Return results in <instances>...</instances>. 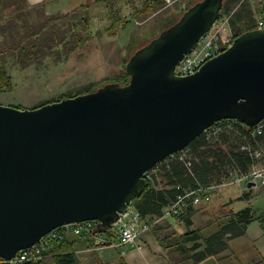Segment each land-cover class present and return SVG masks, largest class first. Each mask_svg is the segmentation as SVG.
Returning a JSON list of instances; mask_svg holds the SVG:
<instances>
[{
	"label": "water",
	"instance_id": "water-1",
	"mask_svg": "<svg viewBox=\"0 0 264 264\" xmlns=\"http://www.w3.org/2000/svg\"><path fill=\"white\" fill-rule=\"evenodd\" d=\"M222 5L193 3L135 49L125 85L107 82L34 108L0 104L2 258L67 223L93 220L114 235L148 186L145 172L218 121L264 120L262 23L193 74H176Z\"/></svg>",
	"mask_w": 264,
	"mask_h": 264
},
{
	"label": "trees",
	"instance_id": "trees-1",
	"mask_svg": "<svg viewBox=\"0 0 264 264\" xmlns=\"http://www.w3.org/2000/svg\"><path fill=\"white\" fill-rule=\"evenodd\" d=\"M117 0H90L89 3L81 4L71 11L47 16L42 14L40 23L30 26L29 31L21 33L15 31L11 26L14 25L16 19L20 15H30L31 11L24 12L26 5H21V0H0V19H5L0 27V35L4 34L0 39V91H11L13 89L12 77L6 69V59L10 56H16L18 65L21 68L29 66L33 62V56L45 54L44 49L47 41L60 43L63 41L56 35L47 36L48 30H55L59 28L62 21L72 14H78L80 10L88 9L89 5H103L106 9L109 24L102 30L98 31V35L115 36L116 29L120 25L124 26L129 22V19L123 16L120 9L115 6ZM127 4L129 2H139L140 7L136 8L134 15H147L150 12L158 9L164 0H124ZM199 0H192L187 3L182 11L187 9L190 5ZM238 0H223L220 15L231 13L230 27L234 37L240 33L254 29L258 26L260 21L264 25V0H260V5L255 11L251 8H246L244 4H238V7H231L233 3ZM129 5V4H128ZM133 11V12H134ZM256 12V14L254 13ZM181 13V12H180ZM15 16H18L16 18ZM60 16V17H57ZM256 16L258 17L256 21ZM169 19L168 23L160 30L168 27L174 23L178 18ZM70 19V18H68ZM84 26L87 28V20L80 18ZM70 24L72 23L70 19ZM237 26L234 31L233 26ZM72 26V27H73ZM246 29V30H245ZM62 31L63 29L60 28ZM52 31V32H53ZM54 33V32H53ZM63 33V31H62ZM155 33L150 38L157 35ZM150 38L148 40H150ZM87 37L77 36L74 38V43L80 45L86 41ZM48 49V48H47ZM70 51L71 47H67ZM134 49L130 52L133 53ZM130 54V55H131ZM126 59L123 60L122 69L118 73H113L104 82H118L120 85H125L129 80V76L125 71ZM92 86L83 88L80 92L74 94L84 93L90 90ZM73 96V95H68ZM62 96L58 97H68ZM56 99L48 100L40 103L35 107L42 104L54 101ZM20 107V106H16ZM229 120H221L215 124L221 125V130L211 137L206 136L205 132L200 134L192 140L184 150L186 151L185 157L179 158L178 153L165 158V160L157 163L155 173L152 174L151 179L147 180L148 186L132 201V206L137 210L142 218L150 221H155L150 226V231L154 235L167 256L168 264H200L205 259L219 254L227 248L228 241L245 234L246 226L256 220L264 231V211L260 214L254 212L250 205L239 210L232 208L226 209L225 205L217 208V214L212 224L216 226L215 230L204 235L202 228L196 227L187 229L186 231L179 232L178 225L189 227L193 224V216L198 212L203 211L197 205L189 204L183 208L176 216L163 218L165 208L172 203L183 190L193 189L198 187H207L213 184L221 183L228 178L231 174H238L249 171L253 166L264 165V127L259 135L252 133L254 127H248L240 122ZM264 123V120L262 121ZM249 144L251 150H261L260 156H253L250 151L242 149L243 145ZM263 161V162H262ZM161 184V185H160ZM219 189L211 194V198L204 206L209 205L215 197L218 198ZM252 188L244 189L242 196L244 199L249 200ZM204 193L201 197H204ZM218 196V197H217ZM214 204H217L214 203ZM162 217V218H161ZM168 218H172L170 222ZM171 219V220H172ZM103 230L102 227H99ZM109 231H106L108 234ZM110 235V234H108ZM111 236V235H110ZM80 237V238H79ZM84 239H88L87 241ZM91 246L93 238L90 234H81L78 236H67L59 243L53 244L48 248L46 256L35 262H24L21 264H81L78 256L75 254V247L80 242H85ZM2 264V263H0ZM248 264H264V260L260 259Z\"/></svg>",
	"mask_w": 264,
	"mask_h": 264
},
{
	"label": "rangeland",
	"instance_id": "rangeland-1",
	"mask_svg": "<svg viewBox=\"0 0 264 264\" xmlns=\"http://www.w3.org/2000/svg\"><path fill=\"white\" fill-rule=\"evenodd\" d=\"M191 1L178 0L167 8H162L165 3L163 2L158 9L149 14L135 16L134 10L140 7L139 2H129L128 5L124 0H117L115 6L120 9L123 16L129 19V22L124 26L120 25L113 37L106 34L98 35V31L109 24L106 9L103 5H89L88 9L70 15L62 21L59 28L46 32L47 36L59 33V37L63 41L56 43L48 40L44 49L45 54L33 56V62L29 66L21 68L17 63L16 56L7 57L6 69L12 77L13 89L11 91H0V104L34 108L36 105L48 100H58V97L68 95L74 96L83 88L92 86L90 88L92 90L103 85L111 74L118 73L122 69L123 60H127L133 49L135 50L146 44L152 35L159 32L161 27L168 23L169 19L175 18L177 15V18H179L184 12L182 8ZM89 2L90 0H80L79 3L86 4ZM240 3L255 11L260 5V0H238L231 7L234 9ZM29 14L27 16L20 15L19 19L15 20V31L21 33L29 31L31 28L27 25L34 26L43 19L39 11L32 10ZM15 17L18 18V16ZM68 18L71 19L72 23L74 22V26L70 24ZM80 18L88 19L87 28ZM4 22H6V18ZM259 23L261 22L259 21ZM60 28L63 29V33ZM233 29L236 31L237 26L234 25ZM4 34L0 35V39ZM77 36L87 37V40L78 45L79 43H74V38ZM69 46L71 47L70 51L67 50ZM228 188L233 190L235 194L244 191L241 186L227 187L220 189V191ZM257 189H260V191L254 197L255 201L253 203L255 205H258L260 199L264 198V189L261 186H258ZM216 199V197L212 199L213 201L207 206H204V203L197 205L201 209L205 208L202 211L204 213L201 212L196 218L193 216L194 222L191 226L184 227L181 224L177 226V230L183 232L187 229L203 227L204 235L212 233L216 226L206 225L214 222L218 212L217 208L222 205L219 203V205L215 204L214 206L213 202H218V200L215 201ZM220 202L223 203L222 200ZM244 206V203L238 202L234 204L233 209L239 210ZM210 208L213 215L210 213Z\"/></svg>",
	"mask_w": 264,
	"mask_h": 264
},
{
	"label": "built area",
	"instance_id": "built-area-1",
	"mask_svg": "<svg viewBox=\"0 0 264 264\" xmlns=\"http://www.w3.org/2000/svg\"><path fill=\"white\" fill-rule=\"evenodd\" d=\"M176 1L178 0H164L165 3L162 8H167ZM230 18L231 13L218 16L212 26L202 35L195 46L183 56L182 60L176 67L177 75L187 76L193 74L204 62L225 50L232 43L234 35L230 27ZM227 120H229L228 123L232 121L231 119ZM233 121L236 122L237 120ZM253 127L252 133L254 135H259L263 131L264 123L260 122ZM220 130L221 125L214 124L204 132L208 138ZM242 149L250 151V154L253 156L261 155V150L255 149L252 151L249 144L243 145ZM176 153H178L179 158L182 159L185 157L186 151L182 149ZM156 169L157 167H153L145 172L143 175L145 179L150 180ZM248 182H254L253 186L250 187L252 190L257 189L258 186H261L264 189V165L253 166L247 172L231 174L228 178L218 184L183 190V192L165 208L162 217L167 218L170 216H176L183 208L187 207L191 203H206L210 200L211 194L216 192L218 189L220 190L231 186H241L243 190L247 189ZM202 193L205 194L203 198L201 197ZM155 221L142 218L140 213L133 208L128 215L121 218L115 234L111 236L103 230H100L99 227L101 226L93 220L63 224L49 231L32 246L18 250L15 256L11 259L6 260L0 256V263L21 264L24 262L38 261L46 256L49 247L55 243L61 242L65 237L70 235L78 236L81 234H90L94 241L93 248H115L128 244L136 245L139 241L138 238L141 233L149 230L150 226Z\"/></svg>",
	"mask_w": 264,
	"mask_h": 264
},
{
	"label": "crops",
	"instance_id": "crops-1",
	"mask_svg": "<svg viewBox=\"0 0 264 264\" xmlns=\"http://www.w3.org/2000/svg\"><path fill=\"white\" fill-rule=\"evenodd\" d=\"M79 2L80 0H21L19 4L27 6L24 7V12L33 9L39 11L41 16L42 14L52 16L71 11L81 5ZM3 21L4 19H0V27ZM11 28H16V26L13 25ZM259 191L260 189L252 190L249 200H246L241 197L243 192L235 194L228 188L219 191L221 195L215 201L218 200L217 205L219 203L220 205L226 204V209H233L234 204L242 202L245 206L250 205L255 213L260 214L264 211V198L260 199L258 205L253 203L255 195ZM221 200L223 203L220 202ZM214 203L216 202H213L215 206ZM204 204L206 203L204 202ZM209 210L210 213L213 212L211 208ZM201 212H198L194 217H198ZM169 221L172 222L173 219ZM138 239L136 245L128 244L115 248H93L94 241L91 246L86 242H80L75 247V254L81 264H168L166 253L150 230L142 232ZM260 259L264 260V231L260 224L254 220L246 226L244 235L230 239L226 249L205 259L200 264H248Z\"/></svg>",
	"mask_w": 264,
	"mask_h": 264
},
{
	"label": "flooded vegetation",
	"instance_id": "flooded-vegetation-1",
	"mask_svg": "<svg viewBox=\"0 0 264 264\" xmlns=\"http://www.w3.org/2000/svg\"><path fill=\"white\" fill-rule=\"evenodd\" d=\"M256 14V12H254ZM256 19H258V17L256 16ZM162 28V27H161Z\"/></svg>",
	"mask_w": 264,
	"mask_h": 264
},
{
	"label": "bare ground",
	"instance_id": "bare-ground-1",
	"mask_svg": "<svg viewBox=\"0 0 264 264\" xmlns=\"http://www.w3.org/2000/svg\"><path fill=\"white\" fill-rule=\"evenodd\" d=\"M245 30H246V29H245ZM262 162H263V161H262ZM79 238H80V237H79ZM84 240H86V239H84ZM87 240H88V239H87ZM87 240H86V241H87ZM86 241H85V242H86Z\"/></svg>",
	"mask_w": 264,
	"mask_h": 264
}]
</instances>
